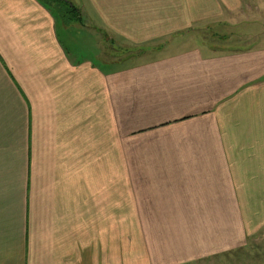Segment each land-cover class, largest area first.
<instances>
[{"label": "crops", "instance_id": "0c3cea01", "mask_svg": "<svg viewBox=\"0 0 264 264\" xmlns=\"http://www.w3.org/2000/svg\"><path fill=\"white\" fill-rule=\"evenodd\" d=\"M82 1L109 59L94 27L63 42L45 1L0 0V264L252 261L264 46L237 24L264 0Z\"/></svg>", "mask_w": 264, "mask_h": 264}, {"label": "rangeland", "instance_id": "374dc122", "mask_svg": "<svg viewBox=\"0 0 264 264\" xmlns=\"http://www.w3.org/2000/svg\"><path fill=\"white\" fill-rule=\"evenodd\" d=\"M71 1L70 4H74L78 9H80L81 15H79L78 18H72L70 21L66 22L65 20H68V18H64L61 16V14L54 8L51 6V10L52 12L56 15L57 17V28L59 30V34L62 37V41L64 42V40L68 43V39L69 36H75V41L76 42H84L85 38H84V33H82L79 30L85 31L87 27H94L95 29L93 30L95 33L92 32L94 38L97 40V43H100V38H101V45L100 50L98 49V55L101 54L102 49L105 50L106 52V57L107 59H109V55L112 53H118L116 52H112L113 48L115 49V44H118L117 40L113 43H111L108 38L106 39V36H104L105 34H103V30L102 28H100V26H96L95 24H92L91 22H89L87 20V11L85 6L82 4L83 1L82 0H69ZM249 17V18H248ZM64 27H66L67 29H65ZM237 28L240 31H244L245 28L249 29V32H251L252 34L255 33H261L260 37L257 38V45L259 46H264V38H262L261 36L264 37V14L262 15H257L255 13H250L249 16L244 15L240 18V20L238 21L237 24ZM206 34H199V39L195 38V35H192L193 39H196L197 42H202V41H206L208 37H211V35H216L217 32H219L220 30H217L216 28V24L214 23H210L209 25H207L206 27ZM223 32H225V34H227L229 37L231 36H235L233 35L232 32H230V29H226ZM241 34V33H238ZM237 45H253L256 41V38H238V37H234ZM64 39V40H63ZM94 45V43H91ZM111 48V49H110ZM86 45L81 44L80 45V52L82 53H86L87 50ZM96 55V56H98ZM263 243L260 244V246L257 248H255V253L253 254V259L252 261H248V262H242V263H238L237 264H259L258 262L260 261L261 263H264V247ZM240 255V253L238 254ZM238 261H242L241 259L243 258L241 255L238 257Z\"/></svg>", "mask_w": 264, "mask_h": 264}, {"label": "trees", "instance_id": "16d2710c", "mask_svg": "<svg viewBox=\"0 0 264 264\" xmlns=\"http://www.w3.org/2000/svg\"><path fill=\"white\" fill-rule=\"evenodd\" d=\"M47 3L48 7H54L62 17L68 18L66 22L72 18H78L81 15L80 9H78L73 3L70 4L69 0H43Z\"/></svg>", "mask_w": 264, "mask_h": 264}]
</instances>
